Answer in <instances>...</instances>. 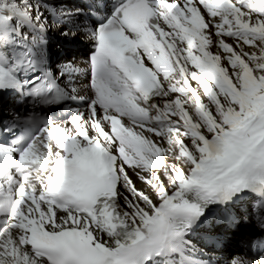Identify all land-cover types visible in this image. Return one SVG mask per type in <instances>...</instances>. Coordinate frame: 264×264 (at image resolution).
Masks as SVG:
<instances>
[{
	"label": "snow or ice",
	"instance_id": "obj_1",
	"mask_svg": "<svg viewBox=\"0 0 264 264\" xmlns=\"http://www.w3.org/2000/svg\"><path fill=\"white\" fill-rule=\"evenodd\" d=\"M17 16L0 14V41ZM92 36L89 114L46 122L22 150L0 145V264H182L208 205L246 190L264 227V0H116ZM14 83L0 67V86ZM126 166L149 173L156 202ZM121 181L137 193L128 210ZM229 264H264V249Z\"/></svg>",
	"mask_w": 264,
	"mask_h": 264
},
{
	"label": "bare ground",
	"instance_id": "obj_2",
	"mask_svg": "<svg viewBox=\"0 0 264 264\" xmlns=\"http://www.w3.org/2000/svg\"><path fill=\"white\" fill-rule=\"evenodd\" d=\"M32 0H0V7L3 9V14H11L13 10L20 13L22 12L25 16V21L23 23L17 22L19 20V16H17L16 21H14V30L22 37L25 42H29L30 44H35L38 47V50H49L48 38H50V34L56 33L60 36L65 35L69 22L73 23V17L71 14H77L79 12L78 8H74L67 3V0H60L62 4H68L65 9H60V12L54 10V6L57 3L51 2V0H33L38 2V7L31 8L30 3ZM45 8H48V12H45ZM62 11V12H61ZM56 12V13H55ZM206 19L212 20V18L206 15ZM219 18H215L216 22H218ZM58 20V21H57ZM53 24L56 25V30L53 31L49 29L48 25ZM85 29L82 28V31ZM210 31L213 35V46L212 50H216V41L219 39L215 36V29L210 28ZM76 38H84V36L80 33L76 34ZM225 41L235 46L237 44L236 38L234 37H224ZM60 43V42H59ZM64 46L67 43H62ZM48 50L46 53H48ZM80 54V53H79ZM220 54L225 55L222 51ZM81 58H85L84 55ZM52 60V58H51ZM53 64V61H51ZM86 61L81 60L79 63L72 61L71 63L62 66L59 69V74L62 75V82L67 86H70L77 92H87L90 91L93 93L92 88H86V86L81 82L82 71L86 67ZM226 64V62H225ZM229 71H231L229 67ZM193 86H195V82H192ZM202 99L207 103V97H202ZM185 141L188 140L187 137H184ZM166 146V145H165ZM169 163H177L179 161H175L172 157H169ZM149 176V173L145 172L140 177H135V188L142 193H145L153 198V201H157L156 189L150 187L145 183V177ZM129 186L124 187V192H126V198L131 201H135L137 193L129 189ZM245 194V191L242 192ZM123 207L128 210V206L125 203V199H122ZM224 203H220L217 207L213 209L214 214H219L221 211L228 209L229 207H223Z\"/></svg>",
	"mask_w": 264,
	"mask_h": 264
},
{
	"label": "rangeland",
	"instance_id": "obj_3",
	"mask_svg": "<svg viewBox=\"0 0 264 264\" xmlns=\"http://www.w3.org/2000/svg\"><path fill=\"white\" fill-rule=\"evenodd\" d=\"M35 2H37V1H33V0H32L31 3H30V7L33 8V9L36 8V7H38V6H37V5H38V2H37L36 4H35ZM57 35H58V34H57ZM59 36H60V35H59Z\"/></svg>",
	"mask_w": 264,
	"mask_h": 264
}]
</instances>
